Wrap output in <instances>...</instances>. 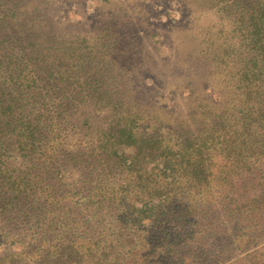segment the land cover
Wrapping results in <instances>:
<instances>
[{
  "label": "trees",
  "instance_id": "trees-1",
  "mask_svg": "<svg viewBox=\"0 0 264 264\" xmlns=\"http://www.w3.org/2000/svg\"><path fill=\"white\" fill-rule=\"evenodd\" d=\"M50 1L0 0V264H264V8L239 0L259 48L238 81L247 114L231 124L222 112L219 145L183 137L181 162L164 161L156 175L145 174L156 149L131 120L95 147L77 143L74 116L83 128L117 111L119 64L103 52L115 54L113 39L86 48L60 36L67 15L52 14ZM233 127L239 137L229 139ZM174 219L181 234L170 235ZM155 223L167 232L148 231Z\"/></svg>",
  "mask_w": 264,
  "mask_h": 264
},
{
  "label": "rangeland",
  "instance_id": "rangeland-1",
  "mask_svg": "<svg viewBox=\"0 0 264 264\" xmlns=\"http://www.w3.org/2000/svg\"><path fill=\"white\" fill-rule=\"evenodd\" d=\"M249 1L254 2L252 7L256 11L264 8V0ZM50 2L52 14L63 10L67 15L65 22L56 25L60 36L84 43L82 47L98 39L108 43V39H113L116 49L112 55L110 49L103 47V52L115 55L119 64L113 72L117 78L118 90L113 91L117 111L102 109L96 123L83 128L80 125L83 114L74 116L71 125L77 124L73 135L80 138L79 145L95 147L110 126L131 120L135 123V137L141 142L150 140L156 149L155 162L146 168L145 174L157 175L164 161L176 157L181 162L186 147L183 137L197 143L214 135L219 145L222 128L218 123L224 116L222 112L229 113L231 124L235 123L234 117L247 114V109L243 114L237 106V101L244 99L238 81L259 50L253 43L247 4L239 0H226L216 6L209 0ZM86 50L89 52V48ZM91 106L86 108L87 112L92 111ZM237 137L238 128H231L229 139ZM71 141L70 147L74 148L75 140ZM202 151L211 159L206 164L216 173L212 165L217 158L210 157L213 146L208 144ZM78 176V173L69 175L73 181ZM180 187L170 189L181 193ZM176 223L174 219L169 230ZM163 229H167L164 224L155 223L148 231L164 235L167 231L163 233ZM173 230L170 235H178V231L181 234V230ZM247 253H240L235 259Z\"/></svg>",
  "mask_w": 264,
  "mask_h": 264
}]
</instances>
